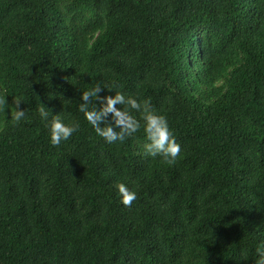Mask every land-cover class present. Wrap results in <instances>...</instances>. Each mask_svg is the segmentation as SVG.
I'll return each instance as SVG.
<instances>
[{
    "label": "trees",
    "instance_id": "1",
    "mask_svg": "<svg viewBox=\"0 0 264 264\" xmlns=\"http://www.w3.org/2000/svg\"><path fill=\"white\" fill-rule=\"evenodd\" d=\"M96 85L149 100L176 162L144 152L133 109L136 133L100 137L78 109ZM4 93L26 116L0 111V264H255L264 0H0ZM57 114L79 128L53 146Z\"/></svg>",
    "mask_w": 264,
    "mask_h": 264
},
{
    "label": "clouds",
    "instance_id": "2",
    "mask_svg": "<svg viewBox=\"0 0 264 264\" xmlns=\"http://www.w3.org/2000/svg\"><path fill=\"white\" fill-rule=\"evenodd\" d=\"M101 86L84 91L80 95L78 109L83 113L85 119L92 125L95 132L109 144L116 141L123 142L126 137L136 133L141 125L140 121L131 114L129 109L142 113L144 121L143 130L146 136V143L143 145L144 152L149 156H161L165 163L174 164L181 153V146L176 141L175 136L169 128L166 118L159 114L151 105L149 100L138 102L132 96H125L121 92H115V95H99ZM6 93L0 94V111L10 113L11 120L18 124L25 118L26 113L20 107L21 100L13 99L12 105L6 101ZM99 102V107L93 101ZM116 105H126L121 108ZM39 114L42 119L47 120L49 110L46 107L39 108ZM110 116V120H109ZM5 118L6 114H5ZM50 142L53 146H59L61 141L68 140L72 134L77 131L79 124L77 122L66 123L60 115H54L49 122ZM119 129V131H117ZM121 196V202L124 206H131L137 198L136 193L130 190L127 185L120 182L116 185ZM258 259L255 264H264V242L256 248Z\"/></svg>",
    "mask_w": 264,
    "mask_h": 264
}]
</instances>
